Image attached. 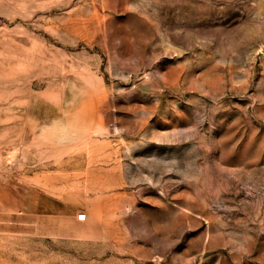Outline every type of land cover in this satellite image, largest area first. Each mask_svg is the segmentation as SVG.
<instances>
[{
	"label": "rangeland",
	"instance_id": "1",
	"mask_svg": "<svg viewBox=\"0 0 264 264\" xmlns=\"http://www.w3.org/2000/svg\"><path fill=\"white\" fill-rule=\"evenodd\" d=\"M0 264H264V0H0Z\"/></svg>",
	"mask_w": 264,
	"mask_h": 264
},
{
	"label": "built area",
	"instance_id": "2",
	"mask_svg": "<svg viewBox=\"0 0 264 264\" xmlns=\"http://www.w3.org/2000/svg\"><path fill=\"white\" fill-rule=\"evenodd\" d=\"M88 220V216L86 213H79L77 215V221L78 222H86Z\"/></svg>",
	"mask_w": 264,
	"mask_h": 264
}]
</instances>
